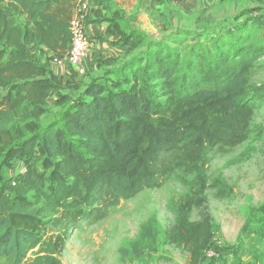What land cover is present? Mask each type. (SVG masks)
I'll use <instances>...</instances> for the list:
<instances>
[{
	"label": "trees",
	"instance_id": "1",
	"mask_svg": "<svg viewBox=\"0 0 264 264\" xmlns=\"http://www.w3.org/2000/svg\"><path fill=\"white\" fill-rule=\"evenodd\" d=\"M79 1L0 0V169L14 159L27 162L18 175L0 173V264H64L69 235L81 221L106 218L111 208L160 187L175 172L191 188L169 240L196 241L199 228L189 212L205 200L208 149L245 143L264 97V88L249 82L263 50L237 47L232 56L194 65L196 73L173 83L164 100L142 84L109 89L91 79L82 98L72 101L60 92L63 79L42 66L30 46L47 48L59 61L68 57ZM135 34L122 33L129 50ZM177 70L172 66L169 74ZM77 74L73 70L67 82ZM53 97L56 106L70 104L62 124L16 144L9 126L19 113L27 109L23 116L37 121ZM153 232L148 222L139 242Z\"/></svg>",
	"mask_w": 264,
	"mask_h": 264
},
{
	"label": "rangeland",
	"instance_id": "2",
	"mask_svg": "<svg viewBox=\"0 0 264 264\" xmlns=\"http://www.w3.org/2000/svg\"><path fill=\"white\" fill-rule=\"evenodd\" d=\"M229 23L153 37L137 32L135 47L108 64L102 63L91 79L99 85L129 90L145 85L164 100L173 83L196 73L194 65H205L221 56H232L239 48L260 47L263 55L249 77L251 86L264 88V0H235ZM130 28H128L129 30ZM127 30V31H128ZM174 66L175 74L169 71ZM189 70V71H188ZM88 75L66 82L61 93L72 101L82 98L90 84ZM53 97L39 120L27 119L22 110L9 129L16 144L50 126L61 125L70 104L56 106ZM208 189L204 202L193 207L189 219L199 228L196 241L173 244L169 234L178 226V216L190 195V184L180 174L166 177L161 186L146 189L136 197L111 208L104 219L87 218L69 235L62 255L64 264H264V97L257 103L249 139L233 149L210 147ZM27 162L14 159L0 169L4 178L18 175ZM43 170L42 160L37 162ZM47 176L50 172H46ZM189 182L193 176H186ZM152 223L153 237L140 240L143 227ZM59 229H55L57 231ZM139 242V243H138ZM142 253L136 257L133 247Z\"/></svg>",
	"mask_w": 264,
	"mask_h": 264
},
{
	"label": "crops",
	"instance_id": "3",
	"mask_svg": "<svg viewBox=\"0 0 264 264\" xmlns=\"http://www.w3.org/2000/svg\"><path fill=\"white\" fill-rule=\"evenodd\" d=\"M86 1L93 7L87 25L90 48L85 73L77 74L79 77L75 80L88 75L82 80L90 82V76L98 72L102 63L125 53L128 47L123 45L122 33L142 32L159 37L177 31L223 25L231 20L235 0ZM30 51L42 66L51 69L65 83L70 81L75 69L68 57L56 61L47 48L34 45L30 46Z\"/></svg>",
	"mask_w": 264,
	"mask_h": 264
},
{
	"label": "built area",
	"instance_id": "4",
	"mask_svg": "<svg viewBox=\"0 0 264 264\" xmlns=\"http://www.w3.org/2000/svg\"><path fill=\"white\" fill-rule=\"evenodd\" d=\"M92 12L93 7L91 4L86 0H80L70 25L71 45L68 58L74 65V69L78 74L85 73V61L88 57L90 48L87 25L90 13ZM56 61H58V59H56Z\"/></svg>",
	"mask_w": 264,
	"mask_h": 264
}]
</instances>
